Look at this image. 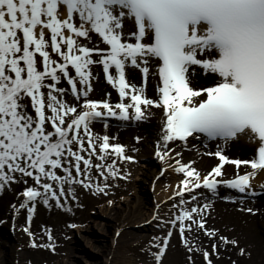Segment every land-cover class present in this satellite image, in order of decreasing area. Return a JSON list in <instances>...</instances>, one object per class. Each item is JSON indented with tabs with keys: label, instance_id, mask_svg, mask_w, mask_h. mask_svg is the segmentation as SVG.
I'll use <instances>...</instances> for the list:
<instances>
[{
	"label": "snow or ice",
	"instance_id": "6c2138e0",
	"mask_svg": "<svg viewBox=\"0 0 264 264\" xmlns=\"http://www.w3.org/2000/svg\"><path fill=\"white\" fill-rule=\"evenodd\" d=\"M96 68L118 102L90 99ZM130 69L141 85L129 80ZM150 75L158 77L155 98L147 94ZM152 109L160 112L154 154L181 179L167 211L158 205L145 221L160 234L140 248L144 264H163L174 234L189 264L196 255L216 264L222 250L250 256L209 217L221 186L250 200L259 195L251 181L264 175V0H0V192L27 186L13 208L27 212L23 231L33 249L57 248L52 229L44 228L45 243L30 230L38 204L71 212L70 201L83 207L79 190L109 196L130 177L120 167L135 163L126 146L94 126L143 122ZM197 142L217 147L204 153L219 163L203 175L177 151ZM230 144L250 145L253 158L229 159ZM229 164L233 178L223 171Z\"/></svg>",
	"mask_w": 264,
	"mask_h": 264
},
{
	"label": "rangeland",
	"instance_id": "374dc122",
	"mask_svg": "<svg viewBox=\"0 0 264 264\" xmlns=\"http://www.w3.org/2000/svg\"><path fill=\"white\" fill-rule=\"evenodd\" d=\"M130 70V78L134 77L141 84L142 76L139 71ZM94 72L98 79L93 81L94 91L90 99L111 101L114 96L118 99V94L115 93V89L114 91L111 90L112 87L107 84L102 70L96 68ZM154 77L158 81V77ZM107 123L115 127L120 125L118 123ZM154 125V121L142 122L141 130L145 135H148ZM126 154L132 156L135 163L125 162L120 167L124 171L130 172V177L127 180L116 181L115 183L118 186L111 189V195L95 196L87 190H80L85 194V198L79 200L83 207H78L75 201H70L71 212L55 206L49 209L42 204L37 205L34 215L37 217V230L40 233L38 242H47L43 233L44 228L52 229L57 244L54 253L45 249H33L27 236L25 241L22 240L21 242H13L7 238L9 230H5V222L3 220L5 217L12 219V212H15L13 205L18 207L20 201L24 199L20 193L27 186L22 183L13 184L11 188L0 192V233L2 231L0 234V249L6 253V262L8 264H21L23 259L20 256L26 255L24 256L25 261H23L28 263L29 259H31L28 255H33L37 258L39 264H144V254L140 252V248L146 246L154 235L159 234V229L155 227L156 222H153L152 225H147L144 223V219L142 221H140L141 219L131 220L130 215L137 208V203L139 202L137 198H143V195L139 194V190L142 186L141 180L150 176L147 169L158 171L162 175L164 172H162L161 163L156 158H141L137 153L127 152ZM215 159L218 162V159ZM176 179L169 177V174L164 175L160 177L159 183L155 187L160 188V191H171L172 189L173 193L176 188L174 185L175 183L179 184L181 176ZM155 187L148 188L150 199L147 201L145 199L147 196H145L144 200H142L143 206L141 209L146 215L151 213V210L147 211L145 209V207H149L150 201L156 203V206L159 205L161 214L167 211L172 203L169 199L172 195L160 201ZM256 191L259 195L251 198V200H254L256 204L264 203V192ZM108 200L114 201V204L109 206ZM147 203L148 205L146 206ZM110 211L116 213L118 223L114 227L111 225H106L105 227V223L110 221L108 216ZM17 214L22 221L27 217L26 210H20ZM68 224H76L80 225V227L70 229L67 227ZM117 232L120 233L119 236L116 235ZM261 237H264V233H262ZM66 244L69 246V252Z\"/></svg>",
	"mask_w": 264,
	"mask_h": 264
},
{
	"label": "bare ground",
	"instance_id": "6f19581e",
	"mask_svg": "<svg viewBox=\"0 0 264 264\" xmlns=\"http://www.w3.org/2000/svg\"><path fill=\"white\" fill-rule=\"evenodd\" d=\"M130 71L131 70H128L127 72V76L129 80L138 86L141 85L139 81L134 77L130 78V73H131ZM157 83L158 81L156 80V78L150 75L147 85V94L149 98H155L158 95L156 88ZM111 90L114 91V89L112 88ZM92 100L102 101L100 99H92ZM111 102L116 103L118 102V99L114 96L111 98ZM151 111L153 112V115L150 118H148L146 121L147 122L154 121L155 125L150 129L148 135H145L141 130L142 122H121L109 118L107 122L114 124L118 123L120 125L115 127L112 126L111 124H108L109 127L105 129L103 122H100L94 126V131L97 134L99 135L107 134L110 137H116L117 139L111 142L126 146V148L128 149L127 152L134 154L137 153L138 156L141 158H147V159L156 158L161 163L162 172H164L163 175L160 172L158 173V171L156 172L155 170L147 169L149 171L150 176H147V179L141 180L142 186L141 189L139 190V194H142L143 198L147 196L145 197L147 201L150 199L148 195V188L155 187L159 183L160 177L169 174V177H172L175 180H177L176 178L178 176H181L180 174L175 173L171 168H168L167 164L161 161L160 159H158L154 154L155 151L154 144L156 142L157 134L159 130L160 112L158 109H152ZM137 137L140 138L139 143H137L136 140ZM197 147L199 148V151L196 150ZM132 149H139V151L133 152ZM189 149L177 147V151L183 152L182 162L187 163L188 161L194 160L195 164H193V167L198 169L202 175L209 172L212 168L218 165L219 161L217 162L214 156L204 154L209 151L215 152L217 150L216 145L214 144L209 145L208 148H205L202 143L197 142V144L194 146L190 145ZM223 150L225 151V154L229 156V159L250 161L253 158V151L250 145L230 144L227 146L226 149ZM229 165H226L223 171L226 173L227 178H233V176L237 172V169L235 168L234 165L232 164ZM247 170H249L247 169V166L242 165L239 171L241 174H244L245 171ZM257 177L258 178H254L251 181L253 188L255 190L264 192V189L261 188V185H264V175H260ZM176 185L177 183H175L174 186L176 187ZM155 191H157V195L160 198V201H163L164 199L168 198L169 195L173 194L172 189L171 191L168 190L160 191V188H156ZM197 191H204L206 193V190H202V189ZM219 193L220 196L216 199V202L212 205V215L209 217V225L215 226L216 228L220 229L221 232L226 236L239 239L241 246L246 247L248 252L251 253V255L240 257L238 255L237 250H230L227 252H224L222 250L221 257L218 261H216V264H232V261H236L237 264H264V237H261L262 233H264V203L256 204L255 202H251L249 198L239 196V194L233 192V190L227 189L222 186L219 188ZM78 196H79V200L85 198L84 192L80 190L78 191ZM236 197H239V199L244 201L242 205L238 203L229 202L230 199ZM143 198H137L139 202L137 203V208L135 212L131 213L130 219L131 220L141 219L140 221L144 219V223H145L146 220L151 219L153 210L157 206L156 203H153L152 201H150L151 203L149 205L147 203L146 206L148 205L149 207L147 208L145 207V209L147 211L151 210V213L146 215V213H144L141 209V207L143 206V202H142V200H144ZM203 202L204 201L202 199L201 203ZM241 207L244 208L251 207L256 211L257 214L252 215L247 212H242L239 210ZM108 216L110 221L109 222L107 221L106 223L103 222L105 223V227L106 225H111L114 227V225L118 223V216L113 211H110V213H108ZM145 216L146 218H144ZM3 221L5 222L4 224L5 230L6 229L9 230L7 235L8 236L7 238L9 240L13 242L14 241L21 242L22 240L25 241L26 236L30 240L29 236L23 231V228L28 226L27 217L24 218V221H22L21 218H19L17 212L15 211L12 212V219L5 217ZM36 221H37V217L34 215L33 221L30 226V230L34 234H37V237L39 239L40 233L39 230H37ZM229 229H233L234 231H229ZM200 241L203 242L204 247L206 248L209 247V242L207 238L204 237L202 234L200 235ZM170 243L171 246L164 257L163 264H189L187 257L190 254L185 250L183 243L179 239L178 235L174 234ZM66 246L69 252L70 249L68 244H66ZM24 256L26 255H21L20 258L24 260ZM28 256H30L31 258L29 259L30 261H28V263H24L25 260L24 261L21 260L22 261L21 264H39L37 258H35L33 255H28ZM194 259L196 261V264H205V262L203 261L200 255H196ZM0 264H8V262H6V253L1 249H0Z\"/></svg>",
	"mask_w": 264,
	"mask_h": 264
}]
</instances>
